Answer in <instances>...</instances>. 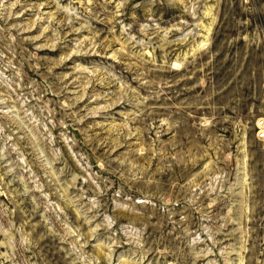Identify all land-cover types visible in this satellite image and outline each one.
<instances>
[{
  "label": "rangeland",
  "instance_id": "374dc122",
  "mask_svg": "<svg viewBox=\"0 0 264 264\" xmlns=\"http://www.w3.org/2000/svg\"><path fill=\"white\" fill-rule=\"evenodd\" d=\"M260 130L264 0H0V264H264Z\"/></svg>",
  "mask_w": 264,
  "mask_h": 264
},
{
  "label": "built area",
  "instance_id": "2783aa9c",
  "mask_svg": "<svg viewBox=\"0 0 264 264\" xmlns=\"http://www.w3.org/2000/svg\"><path fill=\"white\" fill-rule=\"evenodd\" d=\"M260 129V128H259ZM259 136H261L262 138H264V132L263 131H259Z\"/></svg>",
  "mask_w": 264,
  "mask_h": 264
}]
</instances>
